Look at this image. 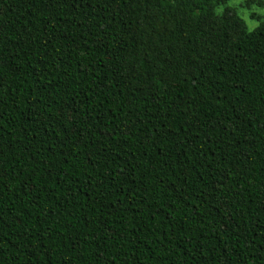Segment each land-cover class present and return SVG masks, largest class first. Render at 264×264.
Listing matches in <instances>:
<instances>
[{
	"label": "trees",
	"instance_id": "obj_1",
	"mask_svg": "<svg viewBox=\"0 0 264 264\" xmlns=\"http://www.w3.org/2000/svg\"><path fill=\"white\" fill-rule=\"evenodd\" d=\"M228 1L0 0V264H264V21Z\"/></svg>",
	"mask_w": 264,
	"mask_h": 264
},
{
	"label": "rangeland",
	"instance_id": "obj_2",
	"mask_svg": "<svg viewBox=\"0 0 264 264\" xmlns=\"http://www.w3.org/2000/svg\"><path fill=\"white\" fill-rule=\"evenodd\" d=\"M262 1V4L264 5V0ZM263 5H261V7ZM226 6L233 7L237 14L243 18L249 29L254 28L257 24L264 21V8H259L255 0L252 2H249L248 0H229ZM220 8L221 7L217 10ZM252 13H254V15Z\"/></svg>",
	"mask_w": 264,
	"mask_h": 264
}]
</instances>
